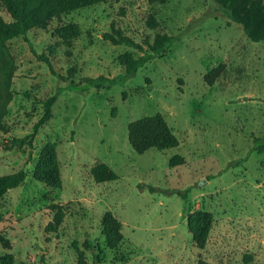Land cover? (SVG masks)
<instances>
[{
	"label": "rangeland",
	"instance_id": "rangeland-1",
	"mask_svg": "<svg viewBox=\"0 0 264 264\" xmlns=\"http://www.w3.org/2000/svg\"><path fill=\"white\" fill-rule=\"evenodd\" d=\"M0 16L11 20L1 2ZM162 33L178 40L127 76V61ZM7 47L16 69L0 143L30 133L43 101L57 99L32 147L0 151V176L25 173L0 197L9 241L0 256L14 264H264V42L248 39L213 0H105L39 18ZM219 64L222 74L207 84L204 74ZM156 113L178 144L137 153L128 124ZM96 163L118 178L95 182ZM198 211L213 215L202 249L187 224ZM107 212L119 227L115 246L102 231Z\"/></svg>",
	"mask_w": 264,
	"mask_h": 264
},
{
	"label": "trees",
	"instance_id": "trees-1",
	"mask_svg": "<svg viewBox=\"0 0 264 264\" xmlns=\"http://www.w3.org/2000/svg\"><path fill=\"white\" fill-rule=\"evenodd\" d=\"M105 0H0L10 15L11 20L5 21L0 16V130L6 132L4 117L7 113V106L12 99L11 83L16 69L14 59L7 47V42L13 38L24 35L28 30L37 26L39 18L49 17L51 13L71 10L81 6L94 4ZM158 1V0H149ZM226 16L234 23L239 24L244 34L253 42H264V1L263 0H213ZM44 3H46L44 5ZM103 37L113 44H128L139 50L143 47L126 36H114L104 33ZM178 40L171 34H158L151 44H148V51L139 57L130 58L126 63L125 73L130 76L145 62L155 57L162 56ZM38 58L50 66V59L45 54L38 55ZM223 65L208 70L204 81L211 85L222 74ZM99 87V84L97 85ZM57 99V93L48 96L42 103V114L32 125L30 133L11 137L0 143V151H11L22 147H32L35 134L38 128L46 123L52 116L51 108ZM128 142L137 153H143L150 148L168 149L175 147L178 140L172 133L167 122L160 113L135 119L127 127ZM259 151L264 149V143L257 145ZM90 173L95 182H106L116 180L118 175L105 163H96L91 167ZM25 178L22 169L11 174L0 176V197L9 189L17 187ZM140 184L139 187H144ZM150 191L153 186H147ZM185 190L184 192H186ZM179 194L186 198L182 191ZM213 222V215L208 211L191 212L187 214V224L195 246L202 249L208 238L209 230ZM102 231L105 241L110 246H115L120 238L119 227L109 212L103 216ZM8 239L0 234V245L7 247ZM96 256V255H95ZM0 264H14L11 254L0 256ZM18 264H34L19 262ZM197 264H207L199 260Z\"/></svg>",
	"mask_w": 264,
	"mask_h": 264
}]
</instances>
